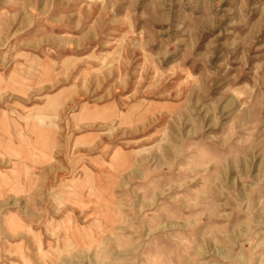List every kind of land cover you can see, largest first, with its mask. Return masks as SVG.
Returning <instances> with one entry per match:
<instances>
[{
    "label": "rangeland",
    "instance_id": "rangeland-1",
    "mask_svg": "<svg viewBox=\"0 0 264 264\" xmlns=\"http://www.w3.org/2000/svg\"><path fill=\"white\" fill-rule=\"evenodd\" d=\"M0 264H264V0H0Z\"/></svg>",
    "mask_w": 264,
    "mask_h": 264
},
{
    "label": "crops",
    "instance_id": "crops-1",
    "mask_svg": "<svg viewBox=\"0 0 264 264\" xmlns=\"http://www.w3.org/2000/svg\"><path fill=\"white\" fill-rule=\"evenodd\" d=\"M60 195V194H59ZM61 196V195H60Z\"/></svg>",
    "mask_w": 264,
    "mask_h": 264
}]
</instances>
